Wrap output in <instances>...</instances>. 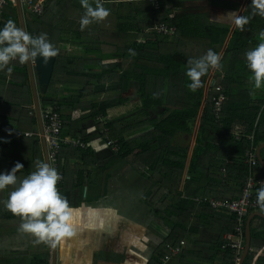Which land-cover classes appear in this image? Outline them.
<instances>
[{"label": "trees", "instance_id": "1", "mask_svg": "<svg viewBox=\"0 0 264 264\" xmlns=\"http://www.w3.org/2000/svg\"><path fill=\"white\" fill-rule=\"evenodd\" d=\"M75 2L45 0L44 13L26 19L30 34H46L58 50L48 91L40 94L42 109L58 107L64 119V136L81 139L87 145V149L61 145L58 158L63 179L57 186L59 192L72 209L79 208L84 203L83 189L95 182L94 168L107 173L106 183L109 180L110 167L98 165L97 154L82 128L84 121H95L97 134L106 142L116 143L118 150L113 153L137 174L148 178L150 186L143 202L157 219L169 226L168 236H160L161 242L149 264H162L165 257L181 249L191 236L192 222L216 231L212 222L225 217L226 228L218 230L220 239L215 248L224 264H234L235 255L225 236L235 233L236 216L215 209L212 202H232L242 196L251 173L246 153L264 144V85L255 87L245 55L264 43V17L253 14L250 0L228 42L222 69L215 74L206 96L204 85L195 92L188 87L191 81L186 76L187 61L200 58L208 49L220 54L230 28L205 25L193 15H173L168 10L169 1H162L161 8L154 10L144 0L122 2L103 21L82 27L81 18L87 9ZM8 20L21 28L18 8L12 3L3 9L0 27ZM157 24L176 26L174 40L149 31ZM67 44L83 47L84 53H69L62 47ZM8 67L11 71L0 70V90L4 86L21 98L4 103L10 106L13 103L12 108H17L25 120L38 127V118L30 117L34 98L28 62L12 61ZM63 88L76 96L71 101L63 99ZM219 88L225 91L226 100L217 120L214 109L215 99L221 94ZM136 90L141 99L139 110L113 122L105 121L109 110L130 102L129 94ZM85 97L94 100L89 112L77 117L74 112L80 111ZM204 104L197 145L188 166L189 148L176 144V136H193ZM6 108L0 104V113ZM238 133L240 140L236 139ZM37 134L35 151L40 164L44 158L41 136ZM253 134L251 142L249 137ZM262 154L264 157V150ZM187 168L192 178H205L206 173L207 200L184 197L181 188ZM255 175L264 178L260 162ZM210 198L214 200L209 201ZM18 218L14 216L11 222L0 223V229L20 230L22 220ZM251 231V248L258 253L264 249V218L255 217ZM254 258L255 254H249L244 264H253ZM0 264L8 263L0 261ZM27 264L51 263L35 256ZM256 264H264V256Z\"/></svg>", "mask_w": 264, "mask_h": 264}, {"label": "crops", "instance_id": "2", "mask_svg": "<svg viewBox=\"0 0 264 264\" xmlns=\"http://www.w3.org/2000/svg\"><path fill=\"white\" fill-rule=\"evenodd\" d=\"M127 1L140 2L142 0H83V2L82 0H76L75 3L80 8L86 7L85 3L90 6L92 5L93 8H95L97 4H101L104 8L108 9L110 13H115L118 10V5L122 2ZM162 1L170 2L168 10H170L173 15H193L205 25L230 28V36L227 41L224 42L225 44L220 52L221 62L228 47V42L230 41L241 18L244 16L246 8L250 2V0ZM22 3L24 8L25 20L31 19V17L35 14H33L24 5L23 0ZM174 38L175 37H173L171 40H174ZM65 47H68L70 49L74 48V52H71V50L68 49L69 53L71 54L84 53V49L81 46L67 44L65 45ZM75 49H82V51L78 52L77 50L75 51ZM217 72L218 71L215 69H210L206 75L209 76L208 78L210 80V78H214ZM203 78H205V76H203ZM29 83L32 87L31 77ZM8 85L9 81L6 83V86ZM62 91V98L65 100L71 101L73 97L76 96L74 92L66 91L64 90V88ZM136 93L137 90L129 94L132 96L130 97V102L125 103L123 106H117L110 109L108 112V118L105 121L113 122L136 113L141 105V99ZM207 94L208 92L206 91L205 95L207 96ZM106 96L107 95H105L104 97ZM24 97L26 99L27 95H25ZM20 98L21 95H19L16 91L12 90L11 92H9L4 88V86L1 87L0 104L7 108L0 113V172L9 171L15 166L16 163H20L23 165V168H21L16 173L18 180H22L31 172L36 171L37 166L39 165V162L36 160L35 142L37 140V133H40L39 123L38 127H34L29 120H25L23 118V114L20 113L17 108H12L13 103L11 106L4 103V100L14 101ZM93 100L94 99L92 98L85 97L82 101V104L79 106L80 111H77V113L74 112V114L78 117L89 112L88 109L90 108V103ZM204 106L205 104L202 107L200 118L202 117ZM81 109L85 111H81ZM78 112L81 113L79 114ZM34 116L37 117L35 99L34 112H30V117L33 118ZM99 121L102 123L103 119L102 121ZM82 128L86 132L85 139L90 140L89 145L94 148L97 154L98 165L100 167L109 166L111 175L106 183L105 179L107 173L103 171L98 172L99 170L96 171L97 169H93L94 178H92V180L94 179L95 182L92 185H87L83 189L82 194L84 203L79 208H73L71 224L74 233L72 236L58 241L57 264H85V262L83 261V256L86 250L83 247V239H89V237L94 238L91 241H94V245L98 246L97 248H99L100 252L96 251L97 248L95 249V252L101 253L103 249H105L106 252L109 253L110 249L108 247H101L98 244L102 242L100 241V239H104L105 241L106 239L109 240L120 238L118 233H116V227L115 229H113V223H118L122 227L125 237H129L130 239L129 244L139 245L136 251H134L133 249L128 250L131 256L137 257L138 262L136 264H149L154 257V252L157 246L161 242L160 236H168L169 226L165 223H162L159 219L153 218V223H156L157 225L153 226L157 227L156 229H154L151 224H149L148 222H144L142 218H140V222H137V219H133V217L129 219H127V217H125L124 219L120 218L117 210L111 209L106 206V204H108L112 198H116V194L118 193L116 190L114 194H112V191L109 189V183L113 179V173L122 165L124 171L128 166L124 164L121 159L116 156L115 153H113L112 148L107 144V142L99 134H97V124L95 123V121H84V123L82 124ZM199 130L200 125L196 124V128L193 131L194 134L192 137H188V135L184 134H178L176 136V144L185 147L187 146L189 148V157L187 160L188 166L190 165L194 149L197 145L196 142ZM106 132H108V130H106ZM27 134H31L32 136H28ZM216 139L217 137L215 138V140ZM40 146L43 153L44 163H46L42 140L40 142ZM103 147H107L111 154L109 155L107 152H105ZM100 155H102L101 158ZM146 179L148 178L146 177ZM16 186H9L6 190L0 191V223H9L14 218V215L4 207V202L7 201L10 192L15 190ZM149 186L150 184L145 187L143 195L145 194ZM124 189L126 188H121L120 193H123ZM205 189L206 173L205 178L199 176L192 178V175L188 173L187 168L181 188L184 197L189 200L196 201L204 199L207 200L208 198H206ZM88 198L92 199V201H87ZM141 199H143V197ZM213 200V198L209 199V201ZM100 202L102 204L99 205V207L93 206L95 205V203L99 204ZM262 209L263 208H261L259 211L251 212L249 217H251V215L256 212H261L264 214V211ZM146 217L149 220L148 214H146ZM225 218L220 220L217 219L212 222L213 229H215L216 231L206 228L203 224L192 222V233L190 238L183 243V246L178 254L169 256V261L167 263L162 262V264H224L215 247L218 245L220 239L219 234L217 233L219 232L218 230L226 228L225 225L227 223V220ZM18 220H20V218H18ZM132 228L138 231V233H131L130 230ZM91 230L93 236H91ZM53 246L54 244L51 243L38 242L34 236L29 233L23 232L21 229L16 231L0 229V261H3V263L6 262L8 264H27L35 256H39L44 260L49 259L50 263L52 264ZM114 247L117 248L118 244L114 245L112 248L113 251H117L114 249ZM188 252H190V255L184 256V253ZM249 254H255L253 264H256L259 258L264 256V249L256 253L251 248ZM69 257L71 260L69 259ZM105 259H108L107 261H104L105 263L113 264L109 261V255H105ZM86 264H90V262ZM124 264L134 263L133 261H131V259L128 258Z\"/></svg>", "mask_w": 264, "mask_h": 264}, {"label": "clouds", "instance_id": "3", "mask_svg": "<svg viewBox=\"0 0 264 264\" xmlns=\"http://www.w3.org/2000/svg\"><path fill=\"white\" fill-rule=\"evenodd\" d=\"M251 3L253 14L264 17V0H251ZM85 6L87 10L81 18L82 27L94 21H103L109 15V10L101 4H97L95 8L86 3ZM57 54L58 50L49 42L46 34L33 36L12 20L0 27V70L8 68L11 71L8 66L12 61L18 60L23 64L37 57L43 58L47 63L48 58ZM245 55L255 87L260 88L264 84V43L258 44ZM187 63L189 67L186 76L191 81L188 87L193 92L203 86L201 77L210 69L219 71L222 68L221 55L212 49H208L198 59H189ZM21 168L23 165L16 163L11 170L0 172V191L18 185L10 192L4 207L21 218V230L34 236L38 242L51 244L72 236L73 209L58 190L61 175L57 169L47 163H40L36 171L18 180L16 173ZM257 203L264 208V189L257 192Z\"/></svg>", "mask_w": 264, "mask_h": 264}, {"label": "built area", "instance_id": "4", "mask_svg": "<svg viewBox=\"0 0 264 264\" xmlns=\"http://www.w3.org/2000/svg\"><path fill=\"white\" fill-rule=\"evenodd\" d=\"M151 3L155 10L161 8L162 0H147ZM24 5L35 15L41 16L45 10L44 0H39L34 2L33 0H23ZM9 3L14 5L17 4V0H0V17L3 13V9L8 6ZM150 32H155L159 35L166 37H173L177 33L176 27L167 26L164 24H157L153 26ZM221 92L220 96L215 99V116L216 119H220V113L222 112L224 102L226 100L225 91L219 88ZM42 116L45 125V140L48 148L49 160L52 167H55L61 175V179L58 182L59 186L62 182L63 175L59 169V153L61 145H72L75 147H80L82 149H87V145L76 138L65 137L64 136V119L59 111L58 107H50L46 110L42 109ZM1 124V123H0ZM240 129H238V132ZM32 136L31 134H27ZM236 139H241V134L236 135ZM251 142L254 141V134L249 137ZM107 144L112 148L113 152H117L116 143L109 140ZM246 163L250 167V175L246 181L244 192L240 198L235 201H216L212 202V206L215 209L226 210L236 216L237 227L235 233H230L225 236V239L231 244V249L235 255L234 264H241L242 256L246 247V226L247 219L251 212L259 211L261 207L257 203V192L260 189H264V178L257 177L256 168L259 165V160L257 157V148H251L246 153ZM225 248V247H224ZM223 248V249H224ZM180 249L174 250L173 254H178ZM169 261V256H167L162 262L167 263Z\"/></svg>", "mask_w": 264, "mask_h": 264}, {"label": "rangeland", "instance_id": "5", "mask_svg": "<svg viewBox=\"0 0 264 264\" xmlns=\"http://www.w3.org/2000/svg\"><path fill=\"white\" fill-rule=\"evenodd\" d=\"M62 47L64 49H67V51L68 49H70L65 46H62ZM70 50L71 52H74V48H71ZM76 50L78 52L82 51V49H75V51ZM208 77H209L208 75H205V78L201 77L202 85H204V88H205V93L206 91L209 92L210 84L213 81L212 78H210L209 80ZM253 83H255L254 80H253ZM196 124L197 125L201 124L200 117ZM103 148L105 152H107L109 155L111 154V152L109 151L107 147H103ZM101 157L102 155H100V158ZM148 184H149L148 179H146L143 176H140L139 174H137L135 171H133L129 167H127V169L124 171V168L122 165L118 170H116L113 173V179L109 183V189L112 191V194H114L116 190L118 193L116 194V198H112L110 202L106 204V206H108L111 209L117 210L120 218L124 219L125 217H127V219H129L133 217V219H137V222H140L141 221L140 218H142L144 222H148L149 224H151L152 227L157 226L156 223H153V218H156V217L153 215L149 207L143 202V199H141L144 196L143 195L144 189ZM123 187L126 189L123 190V193L122 192L120 193L121 188ZM101 204H102L101 202L99 204L95 203V205L93 206L99 207V205ZM146 214H148L149 220L146 217ZM113 227H112L113 229H115L116 227V233H118L120 238L109 239V240L106 239L105 241L104 239H100V241L102 242L98 244L101 247L102 246L108 247L110 249L109 253H107L105 249H103L101 253H97L100 251H99V248H97L98 246L94 245V241H91L94 239L93 237H89V239H83V242H84L83 247L86 250L83 256V261L85 262V264L88 262H90V264H108L104 262L108 260V259H105V255H109L110 257L109 261L112 262L113 264H124L128 258L131 259V261H133L134 264L138 262L137 257L131 256L128 250L133 249L134 251H136L139 245L129 244L130 243L129 237H125L122 227L118 223H113ZM153 228L156 229L157 227H153ZM130 231L131 233H138V231H136L134 228H132ZM90 233H91V236H93L92 230L90 231ZM115 243L118 244L117 248L114 247V249L117 251L112 250L113 246L117 245ZM95 249L97 252H95Z\"/></svg>", "mask_w": 264, "mask_h": 264}, {"label": "water", "instance_id": "6", "mask_svg": "<svg viewBox=\"0 0 264 264\" xmlns=\"http://www.w3.org/2000/svg\"><path fill=\"white\" fill-rule=\"evenodd\" d=\"M17 8L19 12V18L21 23V28L27 31L26 26V20L24 16V8L22 0H17ZM28 32V31H27ZM55 63H56V56L50 57L47 60V63H45L43 58L37 57L36 59L28 62L29 66V72L30 77L32 81V88H33V94L35 99V107H36V113L37 118L40 126V136L41 140L43 142L44 147V153L46 158V163L51 166L50 160H49V154H48V148L45 140V125L44 120L42 116V105L40 101V94H46L48 91V88L50 86V83L52 81V77L55 70ZM264 150V144H262L258 150H257V157L260 162V165L262 166L264 170V157L263 152ZM262 217L264 218V214L261 212H256L249 217L247 226H246V247L245 251L243 253L241 264H244L245 260L247 259L250 250H251V241H252V231H251V223L252 220L255 217ZM57 252H58V242H56L53 246V262L52 264H57Z\"/></svg>", "mask_w": 264, "mask_h": 264}]
</instances>
